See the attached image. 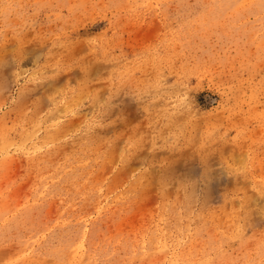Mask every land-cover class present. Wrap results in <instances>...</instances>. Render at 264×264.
<instances>
[{"label": "rangeland", "instance_id": "rangeland-1", "mask_svg": "<svg viewBox=\"0 0 264 264\" xmlns=\"http://www.w3.org/2000/svg\"><path fill=\"white\" fill-rule=\"evenodd\" d=\"M0 264H264V0H0Z\"/></svg>", "mask_w": 264, "mask_h": 264}]
</instances>
